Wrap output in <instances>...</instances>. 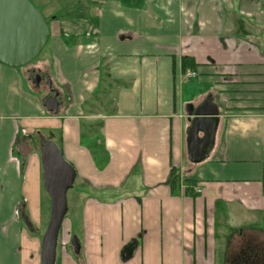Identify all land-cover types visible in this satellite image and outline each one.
I'll return each instance as SVG.
<instances>
[{"label":"crops","instance_id":"obj_1","mask_svg":"<svg viewBox=\"0 0 264 264\" xmlns=\"http://www.w3.org/2000/svg\"><path fill=\"white\" fill-rule=\"evenodd\" d=\"M92 8L49 23L43 70L60 91L57 110L22 68L0 63V264H42L48 140L77 171L56 264H264V0ZM186 56L196 69H183ZM104 65L114 109L88 119L83 106L100 90ZM196 78L203 90L186 100L185 82ZM208 95L220 123L208 157L195 163L187 105L197 109ZM83 118L103 121L85 142ZM103 144L109 158L100 165ZM173 169L184 180L175 186Z\"/></svg>","mask_w":264,"mask_h":264},{"label":"water","instance_id":"obj_2","mask_svg":"<svg viewBox=\"0 0 264 264\" xmlns=\"http://www.w3.org/2000/svg\"><path fill=\"white\" fill-rule=\"evenodd\" d=\"M51 31L43 12L31 0H0V63L21 68L33 62L44 51ZM51 82V76L44 72ZM31 76L39 77L36 72ZM55 95L47 94L42 102L49 111L58 109ZM187 112L194 115L187 129L189 157L192 162L205 160L215 144L220 123V111L212 95L197 109L187 105ZM203 133V137H200ZM43 183L51 198L50 220L42 237V264H56L60 231L68 213V192L73 188L77 171L65 158L53 140L44 141L41 150ZM76 252L80 242L72 239Z\"/></svg>","mask_w":264,"mask_h":264},{"label":"rangeland","instance_id":"obj_3","mask_svg":"<svg viewBox=\"0 0 264 264\" xmlns=\"http://www.w3.org/2000/svg\"><path fill=\"white\" fill-rule=\"evenodd\" d=\"M42 12H44V16L46 17V19L48 20V22L50 23L52 18V15L56 14L57 16H59L60 18L63 19H76V18H80L83 17L85 18L86 16H88L91 11H92V7L94 6V4H97L99 2H101V0H31ZM45 55V56H44ZM46 57L45 54V50L41 53V55L37 58V60L35 62H33L32 64H30L29 66L23 68V71L25 72L26 78L28 79L29 83L31 86H38V83H35L33 81H31L29 79V73H31V69H33V67L35 66V69L39 70L38 67H41L42 69L49 67L48 64H45L44 67V58ZM41 87H40V92L42 97H44L45 95H47V91H48V87H46L43 82H41ZM107 82L104 80L102 83V86L100 88V90L98 91L100 97H98V93L95 95H89L88 98L85 100L84 106H83V110H84V117H87L88 119L91 118V116H95L97 114H101L102 112H111L113 111V97L110 95H106L108 93L107 88H105ZM54 86L56 87V85L54 84ZM199 86V92H201L203 89L201 88V86L198 83V78L196 79H189L186 80L185 82V88L187 90V95H186V100H189V98L195 96L193 95L191 92L192 90H194V88ZM57 88V87H56ZM197 90V91H198ZM196 92V91H195ZM67 97V96H66ZM67 101V99H66ZM65 104V100L63 105ZM87 118H83L85 121V127L84 128V133L87 134L88 132L90 133L91 131H89L91 128L95 131V132H99L100 133V127H101V122H100V118L99 120H87ZM87 125V126H86ZM25 130V129H24ZM95 136V134H94ZM188 162V161H186ZM47 203H46V227L47 224L49 222L50 219V208H51V199L49 198V196L47 195Z\"/></svg>","mask_w":264,"mask_h":264},{"label":"trees","instance_id":"obj_4","mask_svg":"<svg viewBox=\"0 0 264 264\" xmlns=\"http://www.w3.org/2000/svg\"><path fill=\"white\" fill-rule=\"evenodd\" d=\"M122 1V3H124V4H126V5H133V6H140L141 4H142V2H143V0H121ZM56 15H52V18H54ZM37 59H35L33 62H35ZM33 62H31L30 64H32ZM30 64H28V65H26V66H23V68H25V67H27V66H29ZM197 65L198 64H196L195 62H194V60L192 59V58H190V57H188V56H186V57H184V62H183V69L186 71L188 68H191V69H196V67H197ZM22 68V67H21ZM107 70H109V68H108V66L107 65H104L103 66V79L107 82V84L109 85V87H113L114 86V83H113V81H112V79L110 80V75H109V71H107ZM103 80V81H104ZM102 81V82H103ZM106 88V87H105ZM107 112V111H106ZM112 112V111H111ZM107 114H111L110 112H107ZM100 124H102L103 125V121L102 120H100ZM89 131H91L90 133L88 132L87 134H85V133H83L82 134V137L84 138V142H85V139L88 137V136H90V135H92L93 134V132H94V130L91 128ZM97 136H98V134H96L95 133V138H97ZM90 148L92 149V150H94V148L92 147V146H90ZM96 148H97V150H98V153L97 152H95L94 154H95V160H96V162L98 163V164H100V165H104L105 163H106V161L108 160V158H109V154H108V152H107V150H106V148H105V145L103 144L102 146H100V147H98L97 145H96ZM62 152H63V150H62ZM171 180H172V183H173V185L175 186L176 184H179V181H183L184 182V180L181 178V174L180 173H175L174 172V169L172 170V176H171ZM26 220H27V222L29 223L30 222V220L26 217L25 218Z\"/></svg>","mask_w":264,"mask_h":264},{"label":"flooded vegetation","instance_id":"obj_5","mask_svg":"<svg viewBox=\"0 0 264 264\" xmlns=\"http://www.w3.org/2000/svg\"><path fill=\"white\" fill-rule=\"evenodd\" d=\"M39 70L35 69V66L33 67V71H31V73H29V79L35 83H38V85L41 87V82H43V84L48 87V91L47 93L48 94H51V95H55L56 92H58L59 94L56 96V99L59 101V106L62 102V99H61V95H60V91L58 90V88H56L53 84V81L51 79V82L48 80L47 76L44 75V72H47L45 70H43L41 67H38ZM33 72H36V74H38L39 77H36V76H31V74ZM205 100V99H204ZM202 105V103H201ZM31 224V223H29ZM30 227H32V225H30Z\"/></svg>","mask_w":264,"mask_h":264},{"label":"built area","instance_id":"obj_6","mask_svg":"<svg viewBox=\"0 0 264 264\" xmlns=\"http://www.w3.org/2000/svg\"><path fill=\"white\" fill-rule=\"evenodd\" d=\"M197 71H195V70H189V71H187V75L189 76V77H196L197 76ZM182 178V177H181ZM195 192L197 193V194H200V193H202L203 192V189H202V186H200V187H196L195 188ZM66 242L67 241H65V240H61V245L63 246V248L65 249V247H66Z\"/></svg>","mask_w":264,"mask_h":264}]
</instances>
